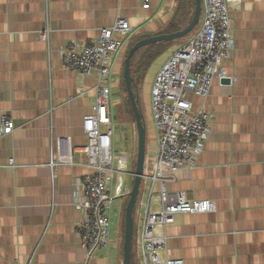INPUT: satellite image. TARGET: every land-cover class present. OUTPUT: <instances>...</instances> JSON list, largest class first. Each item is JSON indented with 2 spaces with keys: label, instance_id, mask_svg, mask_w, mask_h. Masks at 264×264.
<instances>
[{
  "label": "crops",
  "instance_id": "1",
  "mask_svg": "<svg viewBox=\"0 0 264 264\" xmlns=\"http://www.w3.org/2000/svg\"><path fill=\"white\" fill-rule=\"evenodd\" d=\"M143 1L0 0V113L15 123L12 133L0 137V264H27L31 257V264H123L125 196L114 200L118 210L107 249L88 257L75 235L82 218L74 204L77 180L90 171L78 151L86 143L81 124L92 113L97 81L64 69L60 50L70 42L88 43L117 17L127 18L132 32L111 67L118 89L130 44L162 32L179 2L150 0L144 8ZM230 16L235 48L222 62L223 77L213 79L208 97L188 95L194 111L214 114L209 135L190 173L167 183L171 192L216 206L213 212L178 214L163 229L167 247L160 255L184 264H264V0H242ZM182 43L161 53L143 77L145 153L157 141L152 82L170 48ZM110 111L113 123L111 103ZM125 116L135 124L127 111ZM58 137L69 138L72 163L57 165L52 178L46 164L56 156ZM121 140L113 124V150L130 155L134 136L125 149Z\"/></svg>",
  "mask_w": 264,
  "mask_h": 264
},
{
  "label": "built area",
  "instance_id": "2",
  "mask_svg": "<svg viewBox=\"0 0 264 264\" xmlns=\"http://www.w3.org/2000/svg\"><path fill=\"white\" fill-rule=\"evenodd\" d=\"M149 1H143L144 8ZM241 1L201 0L199 28L184 43L170 48L152 82L150 114L157 141L152 151L145 153L133 211L137 264H184L182 259L160 255L167 247L163 229L178 214L215 210L213 200L189 199L184 191L168 190L167 183L175 181L181 172L190 173L207 140L214 114L206 108L194 111L188 95L208 97L213 79L223 77L222 62L235 48L230 11ZM131 32L128 19L117 17L90 42H70L60 50L64 69L81 76L94 75L97 81L92 113L82 118L86 143L78 148L86 156L90 171L78 178L79 190L74 195V204L82 211L75 235L88 257L110 245L111 218L118 210L114 200L129 196L131 191L124 187L123 179V174L133 175L129 170V154L113 150L109 98L111 88L118 83L111 77L113 60ZM43 36L47 37V30ZM14 127L13 117L0 113V137L12 133ZM56 142V156H51L46 164L52 178L57 165L72 163L69 138L58 137ZM8 165L15 166L13 158ZM31 260L32 257L27 264Z\"/></svg>",
  "mask_w": 264,
  "mask_h": 264
},
{
  "label": "water",
  "instance_id": "3",
  "mask_svg": "<svg viewBox=\"0 0 264 264\" xmlns=\"http://www.w3.org/2000/svg\"><path fill=\"white\" fill-rule=\"evenodd\" d=\"M194 1L195 7L192 18L184 28L171 33L157 34L138 40L134 45L129 48L124 60L123 79L126 86V95L130 100V104L135 117V125L137 131V153L135 160V170L133 173V183L124 210L123 264H130L133 238V209L139 190V184L141 182L146 152V128L141 116L140 109L137 104V96L131 87L132 77L130 75V59L139 48L145 45L156 43L159 41L176 40L191 32L194 27L199 23L202 12L201 0Z\"/></svg>",
  "mask_w": 264,
  "mask_h": 264
},
{
  "label": "trees",
  "instance_id": "4",
  "mask_svg": "<svg viewBox=\"0 0 264 264\" xmlns=\"http://www.w3.org/2000/svg\"><path fill=\"white\" fill-rule=\"evenodd\" d=\"M194 7H195L194 0H179L177 8L174 14L172 15L171 19L169 20L167 26L162 32L157 33V34L171 33V32L184 28L192 18ZM201 16H202V12H201ZM137 41L138 40L133 41L130 44V47L134 45ZM173 43H174V40L159 41L156 43L145 45L139 48L130 59V75L132 77L131 87L137 96V99H138L137 104L140 109L141 116L144 121L145 127H146V119L142 111L141 102H140V91H141L142 80H143L145 73L147 72L150 65L154 62V60L161 53H163L168 47H170ZM122 86H123L124 93L126 94V86L124 83V79H122ZM123 102H124L125 110L129 113L130 120L132 122H135L134 113H133V110L130 104V100L127 97V95H125ZM131 169L132 171L135 170V160L133 162V165H131ZM127 200L128 199L126 198L125 203H124V210H125ZM123 234H124V216L122 218V236ZM130 264H137L136 254L134 250V233H133V238H132Z\"/></svg>",
  "mask_w": 264,
  "mask_h": 264
},
{
  "label": "rangeland",
  "instance_id": "5",
  "mask_svg": "<svg viewBox=\"0 0 264 264\" xmlns=\"http://www.w3.org/2000/svg\"><path fill=\"white\" fill-rule=\"evenodd\" d=\"M201 23V20L199 23L195 26V28L186 34L185 36L178 38L174 40V42L182 43L184 42L196 29L199 28V25ZM116 88V87H115ZM114 89V88H113ZM112 89V92L110 94V103L111 108L113 112V124L118 134L121 135V148L125 149L127 146V140L130 135L134 136V140L132 141V146L130 149V155H129V170H131V165H133L134 159H136V150H137V134H136V126L135 124L129 122L125 116V106L123 102V88L122 86L115 90ZM141 106L144 113L145 118L148 117V109L146 108V104L143 100V97L141 96ZM148 120V119H147ZM132 132V134H130ZM128 170V172H129ZM133 178L129 173L123 174L124 179V187L131 188L133 183ZM125 198L128 199V197L125 196ZM134 217V214H133ZM137 260V258H136Z\"/></svg>",
  "mask_w": 264,
  "mask_h": 264
}]
</instances>
